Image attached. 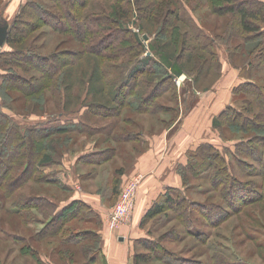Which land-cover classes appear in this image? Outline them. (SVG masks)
<instances>
[{
    "label": "rangeland",
    "instance_id": "rangeland-1",
    "mask_svg": "<svg viewBox=\"0 0 264 264\" xmlns=\"http://www.w3.org/2000/svg\"><path fill=\"white\" fill-rule=\"evenodd\" d=\"M118 1L129 5L127 0ZM155 1L157 6L152 18L142 13V9L154 0H142L141 4L129 5V17L123 19L132 31L127 34L119 31L116 23H109L107 29H100L107 22L102 13L109 12L110 5L117 0H92L87 8L80 5L74 19L68 21V18H59V22L65 20L68 25L81 23L82 34L94 29V23L98 24L97 31L91 34L92 39H88V43L95 45L98 51L93 55H84L77 62L72 51L84 49L81 41L69 31L59 32L50 24L41 25L29 35L27 42L31 40L30 44L36 46L43 55L59 54L46 63L50 69L53 66L62 67L60 72L47 79L40 77L39 70L27 71L15 67V71L27 79L34 78L29 88L31 93L13 86L18 83L3 85L6 70L0 68V113L5 112L7 118L11 117L9 129L13 127L12 131L16 129L20 135L25 133L28 136L23 142L15 140L12 143L15 149H9V158H4V162H12L21 153H26L24 160L29 161V174L25 172L23 175L26 167L24 162L20 167L17 164L9 166L6 177L9 182L15 180L17 183L12 192L6 194L5 186L0 183V264H39L31 254L23 255L20 247L25 242L31 243L29 237L32 238L31 235L42 227L41 219L48 217V214L44 215L37 208L23 207L15 212L13 204L25 202V196H48L58 203L60 209L69 202L75 190L77 196L90 201H86L88 204L92 202L91 205L103 216H109L123 191L138 177L140 181L132 216L136 215L138 192L142 184L150 183L147 190L149 203H154L166 188H175L173 186L178 184L182 194L195 202L190 211V216L196 221L195 226L211 233L208 240L186 233L182 222L172 217L175 214L169 211V214H160L158 216L162 217H156L145 225L140 222L143 237L139 242H144V238L156 241L162 239L163 244L170 249L189 257L191 264H211L214 260L224 264H264V191L260 194V191L252 188L262 187L264 177L256 169L259 163L250 164L253 160L245 154L248 146L252 148L253 144L256 149L263 148L260 138L264 137V99L260 91H264V36L243 33L237 38H230L229 35L236 29L238 14L220 15L215 11V6L220 3L222 6L227 4L235 7H251L256 3L253 0H234L231 3L225 0H164L168 4L160 6L162 2ZM24 2L0 0V21H7L11 27ZM39 2L58 12V8L53 6L54 1ZM169 8L172 10L170 13ZM82 12H90V21L82 19ZM261 24L264 25V22ZM197 29H200L197 32L210 36L201 35L202 42L214 38L213 46H199L193 35ZM134 32L139 34L145 45L139 50L142 53L138 58L153 55L150 44L165 43L167 50L180 55L179 61L184 69L182 74L174 75L169 68L155 62L135 74L134 79L132 76L130 83H126L120 74L128 71L129 64L132 67L139 60L133 55L136 51L134 45L138 43L134 42ZM98 38L101 39L98 41ZM184 39L188 45L186 50L182 49ZM108 42L110 44L106 46ZM11 48L8 43L0 45L1 51ZM97 61L99 67L106 71L99 83L102 91L98 95L95 92L87 95L90 73ZM34 75L39 76L38 79ZM122 92L126 94L124 99ZM129 100L133 103L129 104ZM92 102L97 103L95 110L88 107ZM98 103L117 105V108L113 110ZM98 106L101 110H97ZM236 114H240L238 119L235 118ZM240 117H245L244 121ZM247 117L250 119L247 120ZM55 122H81L83 128L49 133H45L46 129H35L45 124L51 127ZM0 129L4 130L5 125ZM29 135L34 137L33 146ZM155 135L168 136L171 144L169 156L174 158L175 165L162 172L160 179L149 177L141 171L132 173L131 169L141 168L138 166L139 153H147L150 139ZM202 142H210L218 147L230 159L233 173L241 180L242 184L238 186L241 190L233 189L227 200L221 191L210 184L209 174L203 173L201 165L205 159L212 161L216 158L211 150L205 152L199 162H195L194 169L187 166V151L197 149ZM158 150V154L166 156L164 150ZM235 150L249 160L248 164L233 161L232 153ZM46 157L50 158L45 160ZM197 168L202 169L199 174L193 172ZM204 169L208 170L206 165ZM54 173L62 180L61 185L44 182L41 178ZM160 180L165 183L162 187ZM154 183L157 189L153 188ZM159 188H163L162 193ZM150 193L154 195L151 200ZM238 200L242 202L241 205L244 204L239 206L240 210L237 206H228L230 201L239 205L236 202ZM209 205L224 209L222 216L217 218L228 217L219 225H211L212 222L208 223L204 214V207ZM24 215L31 216L29 223L22 222L21 216ZM172 230L180 231L183 238L166 242L163 237H168L167 234ZM12 235L28 237L20 238L19 243L15 244ZM47 240L33 241L42 250L46 260L49 257L45 253L51 250ZM143 264L164 263L151 261Z\"/></svg>",
    "mask_w": 264,
    "mask_h": 264
},
{
    "label": "trees",
    "instance_id": "trees-1",
    "mask_svg": "<svg viewBox=\"0 0 264 264\" xmlns=\"http://www.w3.org/2000/svg\"><path fill=\"white\" fill-rule=\"evenodd\" d=\"M54 1L53 6H56L55 8H58V12L54 10H50L48 8V5H43L39 2V0H25V2L20 7V12L18 13L17 17L14 19V22L12 23L11 27H9V34L7 37V40L5 43H8L12 48L10 50H0V68L5 69L6 72L3 75L4 76V84L3 85H9L12 83H15L18 85H13L16 88H22L27 91V93H31L32 91H29L32 87L31 84L34 82V78L27 79L26 77L22 76L20 72L15 71V67L22 68L24 70L30 71L31 69L39 70L41 73H39L40 77H44L47 79L50 75L53 76L57 72H60V68L62 66H53L52 69H50V65L48 66L46 61L51 60L53 58H56L59 54H49V55H43L40 50L37 49L36 46L30 44V41L27 42L29 39V35L33 33L35 30L40 28L41 25L50 24L52 28L56 31H69L72 33L78 40L81 41L82 45L84 46V49L82 51H72L73 58L78 61L79 58H83L84 55H93L98 51V49L95 48V45H90L89 38L91 37L92 32H96L98 28V24L94 23L93 26L94 29H88L83 34L81 33V23L75 24H66L65 20H62V22H59V18L65 17L68 18V21L70 19H74L76 15V11L80 8V5L85 6L87 8L89 2L92 0H52ZM129 5L132 4H141L142 0H127ZM162 3L160 4H168V2H165L164 0H159ZM227 3H231L234 0H225ZM224 1V2H225ZM241 1H247V0H241ZM256 4H254L251 7L247 6H241V7H235L234 5H227L222 6L221 3L218 4V6H215V11L223 15L225 13H233V16L238 14L237 18V25L236 29L229 35L230 38L235 37L244 34H251V33H257L259 35L264 36V25L261 24L264 22V1L263 0H253ZM133 2V3H131ZM124 3V2H123ZM122 2L118 1L114 2L110 5V11L102 13L104 15L107 22L103 27L100 29H107L109 26V23H116L118 25L119 31H124L126 34L130 31V27L125 24L123 21L124 18L129 17V11L128 6L123 5ZM158 4V2H157ZM156 1L154 0L153 3H151L146 8L142 9V13L145 12L148 17L152 18L156 11ZM159 8V7H157ZM141 10V8H140ZM84 11V10H83ZM169 13L172 11L169 8ZM83 13V12H82ZM82 19L84 21H90L91 16L90 12H85L82 14ZM95 19V18H93ZM82 20V21H83ZM67 21V22H68ZM7 21H0V24H3ZM74 23V22H73ZM110 28V27H109ZM234 28V27H233ZM18 30V32H16ZM96 30V31H95ZM200 31V29H197L193 32L194 38L198 41V44L201 48L211 47L213 46L214 38L212 37L210 40H205V42H202L201 35L210 37L209 35L205 33L197 32ZM133 38L135 39L134 42H138L136 45H134V57L137 59L138 56L140 57V49H143L145 47L143 41L141 40L139 34L137 32L132 33ZM39 37V36H38ZM103 37V36H102ZM247 37V36H246ZM92 39V37H91ZM101 38H98V41ZM102 41V40H100ZM104 41V40H103ZM106 41V40H105ZM4 43V44H5ZM110 42L106 44V46H109ZM132 45V44H131ZM187 40L184 39V42H182V49L186 50ZM181 46V45H180ZM141 47V48H140ZM188 47V45H187ZM136 48V49H135ZM150 49L153 53V55H147L142 58H138V62L134 64V66L129 64V67L126 69L128 71L122 72L120 76L124 78L126 83H130L132 81V76L134 79V75L138 74L140 71L146 70L150 64H153L155 62H159L166 68H169L174 75L182 74L183 72V66L179 61V54H172L169 50L166 49L165 43H152L150 44ZM101 53V52H100ZM119 53V52H114ZM192 53V52H191ZM112 55V54H111ZM137 55V56H136ZM109 56V55H108ZM115 56V55H114ZM86 57V56H85ZM91 57V56H90ZM155 57V58H154ZM263 58V55L261 56ZM158 59V60H156ZM156 60V61H155ZM48 67V68H47ZM130 68V69H129ZM14 69V70H13ZM104 69H101L99 67V62L97 61L95 66L92 68V71L90 73L89 82L90 86L87 89V95L89 93H100L102 90V86L99 84L100 79L105 75ZM37 75V74H36ZM5 77H7L5 79ZM38 79L39 76H33ZM18 81H21L22 83H19ZM32 82V83H31ZM7 83V84H6ZM250 83V82H247ZM48 87V86H47ZM27 88V89H26ZM30 88V89H29ZM29 91V92H28ZM261 98L264 99V91L261 90ZM98 95V94H97ZM126 94L122 92L121 96L126 98ZM119 96V94H118ZM125 101V100H124ZM131 101V102H130ZM129 104L133 103L132 100L127 101ZM97 103H90L88 107L90 109L95 110V106ZM100 106L107 107L110 109H116L117 105L107 106L103 103H98ZM100 106H98L97 110H101ZM7 113L2 112L0 113V128L4 124L5 129H0V183L5 188L6 194H9V192H12L16 188V181L9 182V178L6 176L8 175L9 166H21V164L24 162V165L26 167L24 168L23 175L25 172L29 174V161L24 160V156L26 157V153H21L17 158H15L12 162L11 160L5 161L4 158L8 156L9 158V149H15L14 145H12L15 140H19L20 142H23L26 140V134L20 135L18 133V130L14 129L12 131L11 127L9 129V123L11 122V117L7 118ZM240 114H236L235 118L238 119ZM242 117V116H241ZM240 117V118H241ZM245 118V117H243ZM241 118V121H244V119ZM247 120L250 119V117L246 118ZM53 125L51 127L45 126L36 127V130L40 129H46L45 133H49L51 131L53 132H59V131H67V130H74V129H82L83 124L81 122H72V123H61V122H55L52 123ZM46 127V128H44ZM3 130V131H2ZM28 130H31L28 129ZM47 135V134H46ZM31 136V135H29ZM37 136H42L38 134ZM28 137V136H27ZM30 138V137H29ZM33 136H31L30 141L32 146L34 145ZM263 140V148L257 147L258 149L254 148L253 144L252 148L248 146L245 154L246 157H250L251 160H253V164L259 163L258 172L264 177V137L260 138ZM252 142L254 139L251 140ZM256 141V140H255ZM244 146V144H243ZM256 147V146H255ZM237 148V147H236ZM255 149V150H254ZM211 150L212 153L216 156L214 160L207 161L205 159V162L202 163V169L203 173H208L210 184L214 186L216 190L221 191V193L224 195L223 198L227 200V197L231 194V191L234 190H241L238 186H240L241 180L239 179L237 174H234L231 166H230V159L225 156L224 153H222L218 147H216L214 144L210 142H202L197 149L195 150H188L187 151V166L191 167L192 169L195 168V162H199L201 159V156H205V152ZM240 150V149H239ZM241 151V150H240ZM211 153V152H209ZM244 153V152H243ZM27 155H30V153L27 152ZM233 161L240 162L242 165L245 163L248 164L249 160L247 158H243L237 150H235L232 153ZM28 157V156H27ZM50 157H46L45 160H48ZM193 159V160H192ZM20 160V161H19ZM18 162V163H17ZM209 162V163H208ZM238 162V163H239ZM39 165V164H37ZM205 165L207 171H205ZM31 166H34L32 164ZM30 166V169H31ZM249 166V165H248ZM36 168H38L36 166ZM202 169H195L193 170L194 173L199 174ZM257 171V170H256ZM51 176H41V178L44 180V182L47 183H60L62 184V180H54L51 178ZM20 182V180H19ZM186 184V182H184ZM184 184V185H185ZM220 184V185H219ZM175 188H166V190L160 194L159 198H156L154 203L146 210L144 213L142 219H141V225H145L146 222L154 219L157 217L159 219L162 216H158L160 214H169V211H173L175 214V217L177 220H179L181 225L184 227L186 233L196 235L200 239L202 237H205L206 239L210 237L211 233H209L206 230L197 228L195 226V222L193 219V216H190V211L193 210L192 203L189 201L186 194H182L181 192V186H173ZM253 190L260 191V194L263 193L261 191H264V185L262 184V187H252ZM177 190L176 194L174 195V191ZM235 193L232 192V194ZM264 194V193H263ZM231 196V195H230ZM237 196V195H236ZM1 197V195H0ZM257 197V196H255ZM253 197V198H255ZM24 200H26L23 203L19 204H13L12 209L16 212L21 210L23 207L24 209H31V208H37V210H42L44 212V215L48 214V217H45L41 219L42 227L34 234L31 235L32 238L29 237L31 240V243L23 244V246L20 247L21 253L24 255L31 254L35 260L39 264H52L51 260H46L43 256L42 250L35 246L33 241L37 240L38 242H41L48 238V247H50L49 253H45L46 256H55L58 257L59 261L63 262H69L73 264H97L99 261L104 262L106 264V257L103 253L102 243H101V234L99 232V229L103 225V219L101 217L100 212L93 207V205L88 204L83 199L75 198L71 201H69L67 204H65L60 209L58 208L59 205L55 200H52L50 197L45 195H32V196H25ZM246 201V199H242V201ZM239 205L233 204V202L230 201L228 203L229 207L231 206H237L236 208L240 210L239 206L242 202L236 201ZM247 202V201H246ZM253 202V201H252ZM244 205V204H243ZM241 205V206H243ZM240 206V207H241ZM206 212L205 218L208 223H211V225H219L225 218H217L216 216H222V211L224 209H221L219 206L209 205L208 207H204ZM201 212V211H200ZM208 212V213H207ZM203 213V212H202ZM30 215V213H29ZM230 216V215H229ZM22 222L29 223L31 216H21ZM169 217V216H165ZM228 217V216H227ZM226 217V218H227ZM225 218V219H226ZM214 219H218L215 221ZM169 220V219H168ZM214 220V221H213ZM218 222V223H217ZM89 224V225H88ZM170 234H167L168 237H163L166 242L168 241H175L176 239L183 238V235H181L180 231L173 232L170 231ZM208 233V234H207ZM18 235V234H17ZM17 235H12L14 238L13 241L15 244L19 243L20 238H27L28 236H22V237H16ZM203 238V240L205 239ZM142 240V239H141ZM159 240H153L150 238H144V242H139V245L143 248V250L138 251L135 253V261L136 264H143L151 261H160L164 264H191L189 257L183 255L182 252H177L173 249H170L166 244H163ZM208 240V239H207ZM73 246H76L75 248ZM211 262V264H224L220 261ZM60 264L59 262H57ZM204 264V263H203Z\"/></svg>",
    "mask_w": 264,
    "mask_h": 264
},
{
    "label": "crops",
    "instance_id": "crops-1",
    "mask_svg": "<svg viewBox=\"0 0 264 264\" xmlns=\"http://www.w3.org/2000/svg\"><path fill=\"white\" fill-rule=\"evenodd\" d=\"M158 136L159 135H155L153 136L152 139H150L151 143L145 155L139 153L140 164H138V166H140L141 168L136 169V170L131 169L132 173L136 171L137 172L141 171V172L146 173L148 176L150 175L149 177H153L154 179H158V178L160 179L161 176L159 175H161L162 172L167 171L166 169H168V167L172 168V166L175 165L173 164L174 161L172 160L174 158L172 156L171 157L169 156V151L171 147L170 139H168V136L166 135L164 136L161 135L159 136L160 138ZM159 148L162 151L164 150V154L166 156H163L162 153L158 154L160 152L158 150ZM163 157H165L166 161ZM142 170H145V171H142ZM54 174L55 175H52L51 177L52 179L61 180L60 178L56 176V173ZM147 181H150V180H147ZM165 182L167 183L169 182V180ZM159 184L161 185V187L165 185L164 181H161V180ZM168 186H171V184H168ZM174 186H179V185L176 184ZM149 187H150V183H147V182L144 185L143 184L141 185L140 190L138 192V201H137V207L135 211L136 215L132 216L131 222L129 224L123 225L116 230H110L107 225V221H106L107 216H103L100 213L103 219V225L99 229V232L101 234V243H102L103 253L105 254V257H106V261H105L106 264H136L135 253L138 251H141V249L139 248H142L139 245V239L143 237L142 235L143 229L139 227L140 222L146 210L153 203V202L152 203L147 202V194H148L147 190H149ZM155 187L157 186H155V183H154L153 188ZM161 189L163 188H159L160 192L162 191ZM74 192H73V195L69 197V201L75 198L82 199L80 196H77V194ZM144 192H147V193L144 195ZM152 197H154V195L152 196V194L150 193L149 200H151ZM86 201L90 202L88 200ZM49 259L51 260L52 264H58L57 263L58 257L50 255ZM62 263L73 264L67 261L66 262L62 261ZM97 264H104V262L99 261Z\"/></svg>",
    "mask_w": 264,
    "mask_h": 264
},
{
    "label": "built area",
    "instance_id": "built-area-1",
    "mask_svg": "<svg viewBox=\"0 0 264 264\" xmlns=\"http://www.w3.org/2000/svg\"><path fill=\"white\" fill-rule=\"evenodd\" d=\"M139 181L140 178L138 177L133 183L128 185L121 194L119 202L111 210L109 216H107V225L111 230H116L131 222Z\"/></svg>",
    "mask_w": 264,
    "mask_h": 264
},
{
    "label": "water",
    "instance_id": "water-1",
    "mask_svg": "<svg viewBox=\"0 0 264 264\" xmlns=\"http://www.w3.org/2000/svg\"><path fill=\"white\" fill-rule=\"evenodd\" d=\"M9 27L10 24L8 22L0 24V45H3L6 42L10 30ZM144 37L147 39V34H145Z\"/></svg>",
    "mask_w": 264,
    "mask_h": 264
}]
</instances>
